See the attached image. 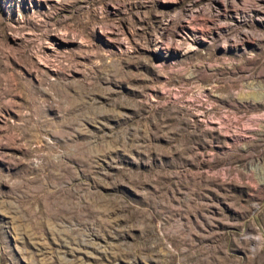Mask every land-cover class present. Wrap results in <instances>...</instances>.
I'll use <instances>...</instances> for the list:
<instances>
[{
	"label": "rangeland",
	"instance_id": "374dc122",
	"mask_svg": "<svg viewBox=\"0 0 264 264\" xmlns=\"http://www.w3.org/2000/svg\"><path fill=\"white\" fill-rule=\"evenodd\" d=\"M0 264H264V0H0Z\"/></svg>",
	"mask_w": 264,
	"mask_h": 264
}]
</instances>
